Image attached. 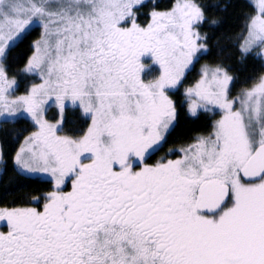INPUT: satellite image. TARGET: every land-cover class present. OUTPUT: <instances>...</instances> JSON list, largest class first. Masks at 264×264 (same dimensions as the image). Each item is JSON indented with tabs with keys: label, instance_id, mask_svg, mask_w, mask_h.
I'll use <instances>...</instances> for the list:
<instances>
[{
	"label": "snow or ice",
	"instance_id": "6c2138e0",
	"mask_svg": "<svg viewBox=\"0 0 264 264\" xmlns=\"http://www.w3.org/2000/svg\"><path fill=\"white\" fill-rule=\"evenodd\" d=\"M237 6L0 0V264H264V0L217 36Z\"/></svg>",
	"mask_w": 264,
	"mask_h": 264
},
{
	"label": "trees",
	"instance_id": "16d2710c",
	"mask_svg": "<svg viewBox=\"0 0 264 264\" xmlns=\"http://www.w3.org/2000/svg\"><path fill=\"white\" fill-rule=\"evenodd\" d=\"M158 2L161 4V6H166L171 3V0H158ZM234 5H238L235 8H230L228 13L226 15V22L223 25V27L216 32V35L219 36L221 32H227L229 34H235L238 33L244 23V17L243 12L248 11L247 8L244 7L245 0H232ZM38 36V33H34L28 41L25 42V45L22 46L21 51H26L27 44L31 42V40L36 39ZM235 41H233L231 44L224 45L230 52L233 53V60H235V52L236 49L234 47ZM222 55L227 56L228 52L223 53ZM221 54L219 53V49L213 50V54L209 56H205V58L201 61V63H212L219 59ZM260 67L258 62H249L248 64V70L251 72L254 68L258 70ZM197 69H199V65H197ZM241 85L237 86V89L235 91L239 90V87ZM218 118V117H217ZM206 123V120L201 117L200 119H194V118H188L185 116V114L182 112L180 116L179 125L176 128L175 132L172 134V136L169 139L168 145L165 146V148L156 154L154 159L159 158V156L163 155L165 152H167L169 147H172L174 144L179 145L180 143H183L184 140L188 137H190L192 134H194L197 131L203 130V127ZM17 130L25 129L27 128L29 131L32 129L29 127V125L25 122H20L14 126ZM23 135H27V132H23L21 135V139L23 138ZM11 176V173H9V177ZM3 189L0 188V193H2ZM11 198V197H9Z\"/></svg>",
	"mask_w": 264,
	"mask_h": 264
}]
</instances>
